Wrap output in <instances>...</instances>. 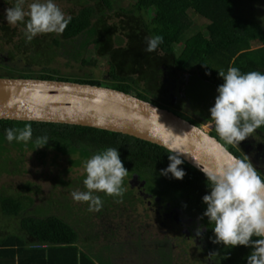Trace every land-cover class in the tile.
<instances>
[{
    "label": "trees",
    "instance_id": "trees-1",
    "mask_svg": "<svg viewBox=\"0 0 264 264\" xmlns=\"http://www.w3.org/2000/svg\"><path fill=\"white\" fill-rule=\"evenodd\" d=\"M254 1L256 0H243L242 8ZM82 2L84 6L78 13L70 15L71 21L59 35H37L29 42L25 36L24 22L20 31L17 28L1 27V43L10 50L7 51L8 61L0 56V77L70 81L99 86V82L92 79L90 70L86 73L83 71L84 66H95L96 59L87 60L84 56H107L103 80L117 84L129 83L134 88L126 93L170 110L172 106L161 98L160 90L154 85L155 77L189 72L194 67L199 79L213 87L215 102L217 88L223 83L218 71L226 73L231 66L239 68L242 73H264V27L252 17L237 13V9H242V0H135L131 10L121 9L127 20H124L121 29L128 39L125 47L118 45L119 37L115 38L114 28L109 27L106 22V9L111 5V0ZM190 13L207 22L206 34L197 33L185 39L183 47L176 54V46L183 40L188 29L192 28ZM155 35H161L163 43L154 52L145 51L147 39ZM253 42H259L261 46L252 49ZM14 53L17 57L26 59L21 70L7 65L12 61V56H15ZM159 53L162 56L156 57ZM59 57L81 63L77 66V71L81 74L62 72V66L72 67L68 62L57 63ZM27 59L30 61L27 62ZM31 65L40 67L34 70ZM209 109L206 106V118L201 121L182 113L179 116L199 127L205 122H213L209 134L237 158L246 161L218 136ZM202 110L203 107L199 108V113ZM26 124H31L32 127V139L29 140L32 148L37 147V137L47 136L49 140L44 146L85 160L109 147L118 150L124 167L129 171L122 185L126 191L122 197H110L103 192H96L95 195L102 200L99 212L110 214L119 202L128 201L132 204V192L127 188L137 183L147 195L176 210L174 220L185 225L188 233L190 232L189 239L195 241L199 249L204 248L206 262L202 259V264H248L247 257L253 251L251 247L226 248L222 243H213L214 225L209 224L208 218L203 216L207 205L202 198L210 194L211 188L207 177L184 161L178 166L186 173L183 179H175L169 174L161 175V170L166 169L170 163L168 156L173 153L119 133L81 126L11 120H0V146L20 147L21 142L7 141L5 130L22 129ZM256 131L264 133V125ZM4 165L5 163H1L0 171L5 169ZM258 174L264 179V170L258 171ZM31 203L28 198L14 195L0 187V213L6 218L19 219L18 233H0V264H107V261L92 256V237L87 235L80 239L74 226L59 215L43 211L39 216L30 214L27 207ZM198 229L200 235H197ZM182 237L188 239L187 234ZM164 246L163 242H159L158 256L162 260L167 258L171 264L173 255L170 245L167 249Z\"/></svg>",
    "mask_w": 264,
    "mask_h": 264
},
{
    "label": "rangeland",
    "instance_id": "rangeland-1",
    "mask_svg": "<svg viewBox=\"0 0 264 264\" xmlns=\"http://www.w3.org/2000/svg\"><path fill=\"white\" fill-rule=\"evenodd\" d=\"M32 2L33 0H25V10H27V5ZM134 2L135 0H111V5L106 9L107 25L114 28L115 38L119 37L118 45L123 47L127 46L128 39L124 36L125 31L121 30L124 20L127 21L122 15L121 9L131 10ZM15 3L16 0H0V39L3 34L1 27L17 28L20 31L23 25V22L10 25L4 17V10L13 7ZM54 3L66 15L78 13L84 6L82 0H54ZM240 6V8L244 7L243 0ZM237 11L240 15L252 17L264 27V0H256ZM189 18L193 24L192 28L188 29L183 40L176 46V54L183 47L185 39L197 33L206 34L207 22L204 19L193 13L189 14ZM51 34L59 35L50 33L38 36H50ZM260 46L259 42L251 44L252 49ZM8 50L10 48L3 47L0 40V56L6 59ZM11 50L13 52L12 48ZM14 55L12 61L7 65L10 68L21 70L25 66L26 59L17 57L15 53ZM159 56H162V53L156 57ZM84 57L87 60L96 59L95 66H84L83 71L86 73L87 70H90L92 79L99 82L100 86L116 88L125 92L134 88L129 83L117 84L103 80L107 56L95 58L93 55L86 54ZM6 60L8 61V59ZM57 60V63L66 64L68 62L72 67L70 69L66 65L62 66L60 67L62 72H79L77 66H80L81 63H75L72 59L66 61V58L61 57ZM28 61L30 60L27 59ZM30 67L36 70L40 66L31 65ZM173 72L171 71V73ZM154 85L156 89L158 87L160 90L161 98L166 99L172 106L171 111L177 115L182 113L196 121L205 120L206 106L211 108L215 103L213 87L199 79L194 67L189 72H174L155 77ZM154 85L153 87H155ZM158 101L161 100L158 99ZM202 107L205 111L202 110L199 113L198 110ZM212 124L213 122H205L202 127L207 132H211ZM21 143L20 147L4 148L2 145L0 146L2 147L0 165L5 163V169L0 171V187L4 191L31 200L32 203L27 207L30 214L39 216L43 211L59 215L74 226L80 239L87 235L92 237L94 240L91 241L92 245L90 246L93 257L103 259L107 261V264H169L167 258L162 260V257L158 256L159 242H163L164 249L170 245L173 255L171 264H202V259L206 257L204 248L199 249L196 242L189 239L190 232L188 233L185 225L174 220L173 216H175L176 210L171 205H166L147 195L141 186L133 183L127 188L132 192V196H130L132 204L128 201L119 202L110 214L103 211H89L87 202L74 201L71 196L75 190H87L83 184V180L86 178L83 165L87 159L64 155L46 146L40 148L33 146L32 148L29 141ZM229 145L239 152L247 162L252 163L257 171L264 170V133L254 131L245 140ZM169 175L172 176L171 173ZM18 221L19 219L16 217L6 218L0 213L1 235L18 233ZM183 234L188 235L187 240L182 237ZM80 241L82 243V240Z\"/></svg>",
    "mask_w": 264,
    "mask_h": 264
},
{
    "label": "clouds",
    "instance_id": "clouds-1",
    "mask_svg": "<svg viewBox=\"0 0 264 264\" xmlns=\"http://www.w3.org/2000/svg\"><path fill=\"white\" fill-rule=\"evenodd\" d=\"M25 0H16L13 7L4 10L8 24L24 22L25 36L31 41L39 34H61L71 21L54 0H33L25 10ZM163 43L161 35L147 39L145 51L154 52ZM223 83L218 86V95L209 111L218 136L227 144L239 143L264 125V73L250 71L242 73L237 67H229L225 73L218 71ZM9 143L13 140L27 143L32 139L31 124L22 129L5 130ZM47 136L37 137V148L47 144ZM180 151L168 156L170 161L161 175L169 173L175 179H183L185 171L178 166L183 163ZM86 191L71 193L74 201L87 202L89 211H99L102 200L94 192H103L110 197H122L126 189L122 186L128 170L120 159L116 148L93 154L84 162ZM210 182V194L203 196L207 205L203 216L214 225L213 243H222L226 248L251 247L248 264H264V179L252 163L235 159L232 163L215 171L202 169ZM200 235V230H197ZM252 237H257L253 240ZM216 254V253H213ZM211 254V255H213Z\"/></svg>",
    "mask_w": 264,
    "mask_h": 264
},
{
    "label": "water",
    "instance_id": "water-1",
    "mask_svg": "<svg viewBox=\"0 0 264 264\" xmlns=\"http://www.w3.org/2000/svg\"><path fill=\"white\" fill-rule=\"evenodd\" d=\"M0 120L81 126L128 135L171 153L182 152L180 158L201 173L239 159L202 126L132 94L100 85L0 77Z\"/></svg>",
    "mask_w": 264,
    "mask_h": 264
}]
</instances>
